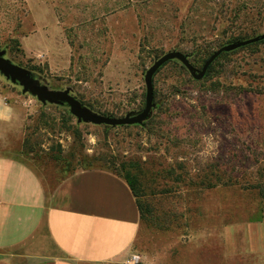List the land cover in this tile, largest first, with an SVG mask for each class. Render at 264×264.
I'll return each mask as SVG.
<instances>
[{
	"label": "rangeland",
	"instance_id": "rangeland-1",
	"mask_svg": "<svg viewBox=\"0 0 264 264\" xmlns=\"http://www.w3.org/2000/svg\"><path fill=\"white\" fill-rule=\"evenodd\" d=\"M254 37L199 79L177 58L163 64L141 124L79 121L0 71V154L52 181L94 166L137 173L146 217L133 252L145 264H253L236 226L264 213V0H0L4 57L113 117L145 107L147 70L166 53L200 71ZM206 174L237 179L204 187Z\"/></svg>",
	"mask_w": 264,
	"mask_h": 264
},
{
	"label": "crops",
	"instance_id": "crops-1",
	"mask_svg": "<svg viewBox=\"0 0 264 264\" xmlns=\"http://www.w3.org/2000/svg\"><path fill=\"white\" fill-rule=\"evenodd\" d=\"M142 224L135 194L112 170L86 167L52 181L0 154V264L106 263L133 252ZM236 235V252L264 264V213Z\"/></svg>",
	"mask_w": 264,
	"mask_h": 264
},
{
	"label": "water",
	"instance_id": "water-1",
	"mask_svg": "<svg viewBox=\"0 0 264 264\" xmlns=\"http://www.w3.org/2000/svg\"><path fill=\"white\" fill-rule=\"evenodd\" d=\"M258 37H254L244 41H236L229 43L217 49L210 58L205 62L202 70L199 71L190 61L187 54L181 51H170L158 59L146 73L147 95L145 107L135 115H127L124 117H113L110 115L101 114L84 106L81 101L74 97L69 89L66 90H50L44 87L40 80L34 78L27 69L10 59L4 57L0 51V71L10 77L13 81H18L25 91H30L37 96L41 101H49L56 103H67L70 106L71 113L78 118L79 121L91 122L95 124H105L111 126L132 125L143 123L151 114L154 106V84L153 77L155 72L171 59H179L191 71L194 77L201 78L205 75L209 65L224 51L235 49L239 46L255 42Z\"/></svg>",
	"mask_w": 264,
	"mask_h": 264
},
{
	"label": "trees",
	"instance_id": "trees-1",
	"mask_svg": "<svg viewBox=\"0 0 264 264\" xmlns=\"http://www.w3.org/2000/svg\"><path fill=\"white\" fill-rule=\"evenodd\" d=\"M83 104H85L84 102H82ZM86 105V104H85ZM106 126H110V125H106ZM97 157H95L94 159L91 158L90 161L92 163L96 162ZM96 167V166H94ZM102 167V166H101ZM103 168H107V167H103ZM109 170H112L114 172H116L117 174H119L120 176H122L126 181L127 183L129 184V186L131 187L133 193L135 194L136 198H137V201L139 203V207L141 209V215H142V219H145V209L143 208V203L142 201L140 200V192H141V184H140V178H139V175L137 173H133L131 170H126L125 173H121L120 171H115L111 168H107ZM237 179V176L236 174H230V175H226L225 177H221V175H204L203 176V181L201 182V185H203L204 187H213V186H216L217 184H220L221 182L222 183H227V182H231V181H235ZM248 188H254V187H248ZM255 188L257 189L259 195L261 197L264 198V179L261 180L257 186H255Z\"/></svg>",
	"mask_w": 264,
	"mask_h": 264
},
{
	"label": "built area",
	"instance_id": "built-area-1",
	"mask_svg": "<svg viewBox=\"0 0 264 264\" xmlns=\"http://www.w3.org/2000/svg\"><path fill=\"white\" fill-rule=\"evenodd\" d=\"M121 264H145V262L139 253L132 252L122 260Z\"/></svg>",
	"mask_w": 264,
	"mask_h": 264
}]
</instances>
